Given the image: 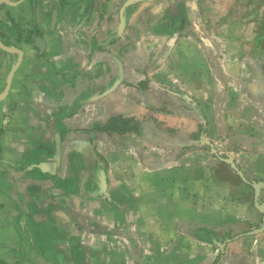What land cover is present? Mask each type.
I'll use <instances>...</instances> for the list:
<instances>
[{
	"label": "crops",
	"instance_id": "0c3cea01",
	"mask_svg": "<svg viewBox=\"0 0 264 264\" xmlns=\"http://www.w3.org/2000/svg\"><path fill=\"white\" fill-rule=\"evenodd\" d=\"M261 18L0 0V264H264Z\"/></svg>",
	"mask_w": 264,
	"mask_h": 264
},
{
	"label": "rangeland",
	"instance_id": "374dc122",
	"mask_svg": "<svg viewBox=\"0 0 264 264\" xmlns=\"http://www.w3.org/2000/svg\"><path fill=\"white\" fill-rule=\"evenodd\" d=\"M215 3V2H213ZM213 6V4H212ZM221 7V5L219 6V2H217L216 6L212 8V10H216L215 13H213V16H216L219 18V14L222 13V11L219 9ZM262 19V26H261V31L259 33H255V40H260V42H264V18H261ZM248 35L247 36V39L251 38V35L252 34H246ZM230 36H235V33H230ZM264 51V50H262Z\"/></svg>",
	"mask_w": 264,
	"mask_h": 264
},
{
	"label": "water",
	"instance_id": "95a60500",
	"mask_svg": "<svg viewBox=\"0 0 264 264\" xmlns=\"http://www.w3.org/2000/svg\"><path fill=\"white\" fill-rule=\"evenodd\" d=\"M17 54H19V53L17 52ZM11 74H12V71H11V73H10L8 79H7V84H8V82H9V80H10V76H11ZM223 161L226 162V163H228V164H230V165L235 169L234 164L232 163V161H231L230 159H225V160H223ZM261 186H264V185H261V184H260V185H255V186H254V189H255V198L257 197V195H258V190H259V188H260ZM259 209L261 210L262 213H264V207L261 208V206H260ZM260 232H264V222H262V226H261V228L258 229V230H256V231H254L253 233L255 234V233H260Z\"/></svg>",
	"mask_w": 264,
	"mask_h": 264
}]
</instances>
